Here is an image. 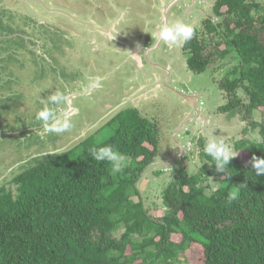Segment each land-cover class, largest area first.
Masks as SVG:
<instances>
[{
	"label": "trees",
	"instance_id": "16d2710c",
	"mask_svg": "<svg viewBox=\"0 0 264 264\" xmlns=\"http://www.w3.org/2000/svg\"><path fill=\"white\" fill-rule=\"evenodd\" d=\"M211 9L181 49L193 73L223 68L215 77L226 102L216 112L245 122L231 145L245 150L249 161L233 157L226 176L211 165L203 152L206 138L198 136L193 149L208 163L193 173L173 163L160 192L162 214L152 217L137 183L159 156L161 131L138 106L123 108L103 125L110 128L104 140L45 150L31 159L36 163L4 177L0 264H193L200 256L201 264H264V175L251 164L253 156L264 158V117L253 116L264 109V4L214 0ZM1 26L0 19V34ZM4 46L14 58L20 42ZM105 144L129 158L121 173L111 174L110 164L90 155V148ZM211 180L220 187L208 197ZM232 188L240 195L228 203Z\"/></svg>",
	"mask_w": 264,
	"mask_h": 264
},
{
	"label": "rangeland",
	"instance_id": "374dc122",
	"mask_svg": "<svg viewBox=\"0 0 264 264\" xmlns=\"http://www.w3.org/2000/svg\"><path fill=\"white\" fill-rule=\"evenodd\" d=\"M260 1L264 4V0ZM212 3L213 0H0V19L6 25L1 26L0 34V183L4 177L20 172V168L36 163L31 159L40 152L69 150L90 137L104 140L110 131L103 126L105 122L119 110L134 105L143 115L156 120L161 131L159 156L137 183L149 214L161 216L160 192L170 178L173 163L179 162L193 173L194 162H201L193 149L198 136L205 137L213 130L218 139L231 145L241 137L245 122L238 115L216 112V107L226 102L216 82L220 77H215L223 69H216L220 65L193 73L180 47L156 40L154 46H161L159 58L153 52L150 57L160 61L163 69L156 68L155 75L146 54L141 57L138 53L147 49L142 42L149 44L163 22L179 19L195 23L198 33L201 20L212 14ZM10 40L20 42L14 58L7 56L9 51L4 46ZM97 76L103 77L102 87L86 93ZM148 79L154 87L148 86ZM135 88L137 92L132 91ZM55 90L68 97L69 103L60 106L62 109L76 107L79 112L72 117L70 130L42 138L38 134L41 123L35 119L42 106L37 95L47 100ZM146 92L149 98L144 97ZM253 116L263 118L264 109L254 111ZM184 127L189 130L187 136L182 135ZM23 131L30 134L22 136ZM189 151L194 154L187 156ZM236 157L249 161L245 150H237ZM160 170L162 173L157 174ZM193 247L200 256L198 247ZM197 258L193 264H201V256Z\"/></svg>",
	"mask_w": 264,
	"mask_h": 264
},
{
	"label": "clouds",
	"instance_id": "9594fccd",
	"mask_svg": "<svg viewBox=\"0 0 264 264\" xmlns=\"http://www.w3.org/2000/svg\"><path fill=\"white\" fill-rule=\"evenodd\" d=\"M216 19L217 18L214 16L213 20ZM195 29V23H185L184 21L177 19L174 22H163L158 25L157 31L153 33V36L156 37L158 42L162 41L169 47H182L185 43L193 38ZM149 62L151 63V61ZM102 79L103 77L100 76L93 78L88 88L85 89V92L87 93L89 89H97L102 87ZM47 96L48 98L45 100L44 98L42 99L39 97V95H37V99L42 106L39 110H37L35 119L41 123V130H38V134L42 138L47 134H60L70 130L73 127L72 117L79 112V109L76 107H71L70 110H65L60 107L66 103H69L68 97L63 92L55 90L52 94ZM199 104L201 105L202 101H200ZM195 112L197 117H199V110H197V107H195ZM188 134L189 133L185 130L182 133L183 136H187ZM205 137L206 139L203 146V152L206 156L212 158L211 165H214L218 172H222L226 176H230L227 165L230 163L231 159L237 155V151L232 145L226 143L224 139H218L213 130L206 132ZM89 152L95 161L107 162L110 164L111 174L113 175L121 173L128 164L129 158L125 154L118 151L115 146L110 144H105L104 146L100 147L93 146L89 149ZM194 163L196 165V170L199 171L201 165L208 162L195 161ZM251 164L255 169L257 176L264 175V158L253 156ZM243 186L246 185H242V187ZM219 187V185L213 183L212 187L205 192V195L211 197ZM239 195L240 189L232 188L228 193V203L237 200Z\"/></svg>",
	"mask_w": 264,
	"mask_h": 264
},
{
	"label": "crops",
	"instance_id": "0c3cea01",
	"mask_svg": "<svg viewBox=\"0 0 264 264\" xmlns=\"http://www.w3.org/2000/svg\"><path fill=\"white\" fill-rule=\"evenodd\" d=\"M156 44V40H155V42L153 43V44H150V46L149 47H147V49L146 50H140V52H142V53H138V55L139 56H141V57H143V53H145L146 54V59L148 60V61H151V63H152V65L153 64H155V65H153L152 66V72L155 74V70H156V68H160V69H163L161 66H160V64H161V62L160 61H158V60H155V59H153V58H151L150 57V54H152V52L155 54V51L153 50V49H156V48H159L160 47V44H158L157 46H154ZM142 46H143V44H142ZM156 47V48H155ZM180 49H181V47H180ZM159 52H161V50L159 51ZM159 52H157L156 51V55H155V57L156 58H159V56L158 55H160V53ZM146 62V61H145ZM148 63V62H147ZM143 66H144V64H143ZM171 72H172V70H171ZM148 73V69H147V71H146V75H148L147 74ZM156 75V74H155ZM156 79V78H155ZM149 80V84H148V86H150V85H152L151 84V80L150 79H148ZM153 80V79H152ZM161 80V79H160ZM154 81V80H153ZM162 81V80H161ZM165 83H167V81L165 80ZM142 85H144V84H141L140 86H142ZM168 86V88H170V85L169 84H167ZM139 86V87H140ZM147 86V87H148ZM138 87V88H139ZM138 88H135V89H133L132 91L133 92H137V90H138ZM147 94H146V96H148V95H150V93L149 92H146ZM138 97V96H137Z\"/></svg>",
	"mask_w": 264,
	"mask_h": 264
},
{
	"label": "built area",
	"instance_id": "2783aa9c",
	"mask_svg": "<svg viewBox=\"0 0 264 264\" xmlns=\"http://www.w3.org/2000/svg\"><path fill=\"white\" fill-rule=\"evenodd\" d=\"M184 130H186V128H184ZM188 142L189 143H191L192 142V140H191V138L189 137V140H188Z\"/></svg>",
	"mask_w": 264,
	"mask_h": 264
}]
</instances>
